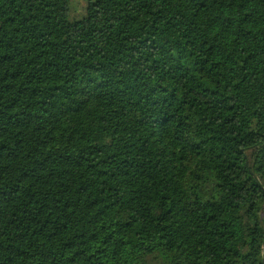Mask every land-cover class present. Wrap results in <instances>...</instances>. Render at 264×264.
Here are the masks:
<instances>
[{"label": "trees", "instance_id": "obj_1", "mask_svg": "<svg viewBox=\"0 0 264 264\" xmlns=\"http://www.w3.org/2000/svg\"><path fill=\"white\" fill-rule=\"evenodd\" d=\"M0 0V264H264V0Z\"/></svg>", "mask_w": 264, "mask_h": 264}, {"label": "rangeland", "instance_id": "obj_2", "mask_svg": "<svg viewBox=\"0 0 264 264\" xmlns=\"http://www.w3.org/2000/svg\"><path fill=\"white\" fill-rule=\"evenodd\" d=\"M89 0H71L70 1V17L78 18L84 15Z\"/></svg>", "mask_w": 264, "mask_h": 264}]
</instances>
